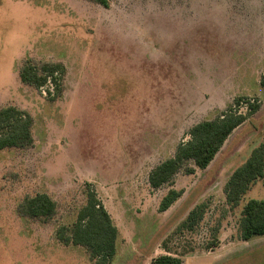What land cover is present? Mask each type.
Wrapping results in <instances>:
<instances>
[{
	"label": "rangeland",
	"instance_id": "obj_1",
	"mask_svg": "<svg viewBox=\"0 0 264 264\" xmlns=\"http://www.w3.org/2000/svg\"><path fill=\"white\" fill-rule=\"evenodd\" d=\"M26 61L61 63L60 92L22 82ZM263 77L264 0H0V108L26 112L32 137L0 152V264H100L64 242L90 190L118 231L107 264H151L167 253L181 264H264V236L238 235L242 206L264 198L263 181L236 207L223 189L264 140ZM237 97L259 108L207 168L187 174L190 162L152 188L149 171L188 129ZM170 188L181 194L159 211ZM37 193L54 201L51 216L24 213ZM200 203L193 231H177Z\"/></svg>",
	"mask_w": 264,
	"mask_h": 264
},
{
	"label": "trees",
	"instance_id": "obj_2",
	"mask_svg": "<svg viewBox=\"0 0 264 264\" xmlns=\"http://www.w3.org/2000/svg\"><path fill=\"white\" fill-rule=\"evenodd\" d=\"M103 7H108L109 0H95ZM64 72L61 63H45L38 67L26 61L19 69L22 82L37 88L45 87L46 93L55 95L60 92V81ZM264 86V77L261 80ZM242 100H245L244 102ZM244 105L245 112L239 111ZM259 108L257 102L246 97H237L232 106H228L212 119H205L193 124L187 132L188 139L180 142L174 155L164 159L148 173V183L152 188H159L171 183L175 174L188 163L185 172L191 174L195 168L205 169L219 152L228 136ZM32 140L31 117L15 106L0 108V152L5 148L21 147ZM262 180L264 183V140L250 152L248 158L236 167L224 184L226 202L230 207L239 205L250 185ZM181 191L170 188L159 202V211L167 210L180 196ZM24 213L32 217H48L55 211L54 201L46 193H37L26 198L22 206ZM205 209L202 203L189 210L186 217L177 226V231H193L203 218ZM69 237L64 241L85 246L92 259L97 263L107 264L116 252L118 231L102 202L92 190L87 192L85 204L79 209L76 219L67 226ZM238 235L241 240L254 236H264V198L248 199L242 206L238 220ZM61 239V237H60ZM214 237L206 247L216 245ZM179 255L170 253L155 257L151 264H181ZM96 264V262H94Z\"/></svg>",
	"mask_w": 264,
	"mask_h": 264
}]
</instances>
